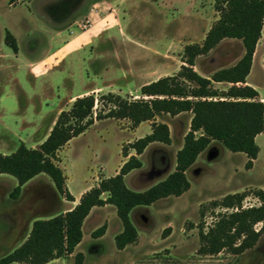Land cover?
Wrapping results in <instances>:
<instances>
[{"label": "rangeland", "instance_id": "374dc122", "mask_svg": "<svg viewBox=\"0 0 264 264\" xmlns=\"http://www.w3.org/2000/svg\"><path fill=\"white\" fill-rule=\"evenodd\" d=\"M217 17L214 0H0V154L13 153L20 143L36 148L58 112L69 108L73 97L92 89L100 90L88 94L96 98L112 92L138 99L142 86L179 71L183 48L201 44ZM6 32L16 41V55L4 43ZM261 38L263 46L264 28ZM69 52L55 68L58 54ZM242 55L238 41L225 40L196 59L194 69L210 76L233 66ZM32 63L36 64L28 65ZM47 68L46 75L37 76ZM247 82L264 103V71L258 60ZM215 87L228 88L225 84ZM188 120L189 114L156 118L168 125L172 143L147 147L139 158L142 168L126 179L130 190L145 191L158 181L157 174L168 171L189 130ZM150 126L145 122L134 130L127 120H102L58 152L56 164L75 202L87 184L104 173L113 174L123 149L149 134ZM257 145L260 154L248 171L244 154L231 153L212 142L188 171L187 192L130 213L139 238L125 250L115 247L122 224L115 208L108 205L85 220L83 239L72 255L48 264H74L79 254L82 264H264V233L242 254L227 250L199 253L200 230L206 233L220 216L238 210L214 203L244 193L241 209L260 206L254 194L264 190V134ZM16 186L13 177L0 175V259L26 240L35 220L64 213L75 205L59 195L43 174L26 183L13 200L10 193ZM103 226L105 233L94 238L93 233ZM261 226L256 224L253 229L257 232Z\"/></svg>", "mask_w": 264, "mask_h": 264}, {"label": "trees", "instance_id": "16d2710c", "mask_svg": "<svg viewBox=\"0 0 264 264\" xmlns=\"http://www.w3.org/2000/svg\"><path fill=\"white\" fill-rule=\"evenodd\" d=\"M214 9L217 20L201 44L183 48L182 66L176 74L142 86L138 99L112 92L100 94L98 98L93 94L77 97L69 108L57 115L47 137L36 148L20 143L13 153L0 154V175L11 176L17 181L10 193L11 199L16 200L26 183L43 174L51 180L59 195L74 203L66 189L62 170L56 164L58 152L95 122L127 120L132 129L145 122L151 123L149 134L123 149L124 158L128 157L129 150L134 155L123 162L115 176L100 179L97 186L83 193L77 204L64 213L35 220L26 240L1 258L0 264H48L72 255L82 241V227L90 211L106 205L115 208L122 224V231L114 238L116 249L122 251L135 244L138 233L130 213L138 207H149L159 200L180 197L187 192L190 184L186 172L212 142L231 153L244 154L248 159L245 168H252L259 154L255 138L264 131V104L258 99L257 91L246 85V78L264 28V0H214ZM224 40L240 42L241 58L233 66L217 70L210 76L198 74L194 69L196 59L206 56ZM4 43L17 54L16 41L8 32ZM215 84L229 86L226 90H218ZM182 113H190L191 120L183 146L176 153L174 171L145 191L130 190L124 179L130 172L142 168L139 156L153 143H171L168 125L157 122L156 118ZM254 196L261 202L259 207L241 209L244 193L228 195L214 203L238 210L220 216L206 233L200 230V254L212 255L222 250L242 254L254 247L264 233V190H257ZM259 223L262 226L256 232L253 227ZM105 230V226L99 228L93 237H101ZM82 261L83 256L79 254L74 264H82Z\"/></svg>", "mask_w": 264, "mask_h": 264}, {"label": "crops", "instance_id": "0c3cea01", "mask_svg": "<svg viewBox=\"0 0 264 264\" xmlns=\"http://www.w3.org/2000/svg\"><path fill=\"white\" fill-rule=\"evenodd\" d=\"M96 5H98V3H96V4H93L92 5V8H94V7H96ZM89 15H92V13H90ZM218 18V17H217ZM217 20V19H216ZM211 27V26H210ZM210 29V28H209ZM208 29V30H209ZM261 40H262V38H260L259 39V41H258V43H257V45H256V48H255V52H254V54H253V58H252V65H251V69H250V73H249V75L251 74V71H252V68H253V64H255V62L258 60L259 62H260V65H261V68L263 69V71H264V67H263V61H264V44H263V46H261L260 45V42H261ZM225 41V40H224ZM224 41H222V42H224ZM233 41H235V40H233ZM221 42V43H222ZM220 43V44H221ZM240 43V42H239ZM64 46H65V48L67 47V43H66V45L65 44H63ZM242 51H243V49H242ZM63 52V51H62ZM18 53V52H17ZM68 54H70V52L69 53H61V54H58V58L56 59V61H55V64H54V67L55 68H58V67H60V65L64 62V60L66 59V57H67V55ZM16 55V54H15ZM36 63H38V62H36ZM36 63H32V64H28V65H34V64H36ZM237 63V62H236ZM58 65V66H57ZM48 70H49V68H47L45 71H42V72H40L37 76L38 77H40V76H44V75H46V73L48 72ZM249 75L247 76V78H246V85H249V86H251V87H253L254 89H256L254 86H252V85H250L247 81H248V77H249ZM215 85H222V84H215ZM225 85H227V84H225ZM227 86H229V85H227ZM97 91H100L99 89H92V90H90L89 92H87V93H84V94H81V95H78V96H75V97H73L71 100H70V104L77 98V97H81V96H83V95H88L89 93H93V92H97ZM257 91V90H256ZM257 93H258V98L261 96L260 95V93L257 91ZM263 99H260V101H262ZM264 104V103H263ZM61 112V111H60ZM60 112H58V113H60ZM185 114H189V120H188V123H187V127L189 126V124H190V120H191V114L190 113H182V114H179V115H177V116H175L174 118L175 119H177L178 117H181V115H185ZM54 121H55V119H54ZM54 121L52 122V125H53V123H54ZM144 123H142V124H140L136 129H134V130H138L139 129V127H141L142 125H143ZM52 125H51V127H52ZM51 127H50V129H51ZM50 129H49V131H50ZM49 131H48V133H49ZM48 133L46 134V136L44 137V139L41 141V142H39V144L40 143H42L44 140H45V138L47 137V135H48ZM264 134V131H263V133H261L260 135H258L256 138H255V142H256V144H257V141H258V139L262 136ZM185 136V135H184ZM184 136L182 137V141H181V143H180V145H179V148H178V150L177 151H179L181 148H182V146H183V138H184ZM171 137V136H170ZM132 143V142H131ZM171 143H172V138H171ZM170 143V144H171ZM38 144V145H39ZM150 146H152V144L151 145H149L148 147H150ZM210 147V146H209ZM208 147V148H209ZM33 148H35V147H33ZM147 150V149H146ZM177 151H176V153H177ZM207 151V150H206ZM206 151H204L203 153H201L199 156H198V158H197V160L199 159V157L201 156V155H203ZM133 151L132 150H129L128 151V157H126V158H124V157H122V160H121V162H120V165L114 170V172H113V174L112 175H106L105 173L104 174H102V176H101V178L100 179H106V178H109V177H113V176H115L116 174H117V172H118V170H119V168H120V166L123 164V162H125L130 156H132V155H134L133 153H132ZM176 153H175V156H176ZM259 154H260V148H259ZM258 154V155H259ZM142 156H143V154L142 155H140L139 156V158L141 159L142 158ZM197 160H196V162L194 163V165L188 170V171H190L191 169H193L194 167H195V165H196V163H197ZM247 158H246V162H247ZM254 163H255V160L252 162V168H253V166H254ZM164 164V163H163ZM174 168H175V157H174V161L173 160H171V164H170V166H169V169H168V171L166 170V171H164V172H161L159 175L157 174V177L156 178H158L157 180V182L155 183V184H157V183H159L160 181H162V180H164L170 173H172L173 171H174ZM252 168L251 169H249V170H252ZM248 170V171H249ZM188 171L186 172V176H187V173H188ZM133 172V171H132ZM130 174H131V172L125 177V182H126V179H127V177H129L130 176ZM99 178L97 179L96 178V180H93V182H91V183H89V184H87L85 187H83V189H81V192H80V194H78V197L76 198V202H75V205L77 204V202H78V200H79V198L81 197V195L83 194V193H85L86 191H88L89 189H91V188H93V187H95V186H97V184H98V182H99V180H100ZM154 184V185H155ZM153 186V185H152ZM139 192H142V191H139ZM74 205V206H75ZM106 207H108V205H106V206H104V207H95V208H93L91 211H90V213H89V215H88V217L91 215V213H93V211H95V210H100V209H103V208H106ZM133 211H135V210H133ZM132 211V212H133ZM87 217V218H88ZM87 218H86V220H87ZM85 222V221H84ZM31 229V228H30ZM138 238H139V236H138ZM83 239V238H82ZM128 247V246H127ZM126 247V248H127ZM125 248V249H126ZM124 249V250H125ZM123 251V250H122Z\"/></svg>", "mask_w": 264, "mask_h": 264}, {"label": "water", "instance_id": "95a60500", "mask_svg": "<svg viewBox=\"0 0 264 264\" xmlns=\"http://www.w3.org/2000/svg\"><path fill=\"white\" fill-rule=\"evenodd\" d=\"M143 221L146 223L147 222V219H144Z\"/></svg>", "mask_w": 264, "mask_h": 264}, {"label": "built area", "instance_id": "2783aa9c", "mask_svg": "<svg viewBox=\"0 0 264 264\" xmlns=\"http://www.w3.org/2000/svg\"><path fill=\"white\" fill-rule=\"evenodd\" d=\"M261 205V204H260Z\"/></svg>", "mask_w": 264, "mask_h": 264}]
</instances>
